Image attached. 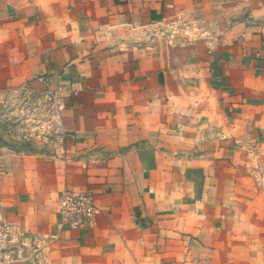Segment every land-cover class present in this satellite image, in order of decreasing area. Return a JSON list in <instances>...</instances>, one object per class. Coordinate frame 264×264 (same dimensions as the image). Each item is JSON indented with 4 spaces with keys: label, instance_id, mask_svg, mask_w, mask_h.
I'll use <instances>...</instances> for the list:
<instances>
[{
    "label": "crops",
    "instance_id": "obj_1",
    "mask_svg": "<svg viewBox=\"0 0 264 264\" xmlns=\"http://www.w3.org/2000/svg\"><path fill=\"white\" fill-rule=\"evenodd\" d=\"M49 89L0 145V264H264V0H0V94Z\"/></svg>",
    "mask_w": 264,
    "mask_h": 264
},
{
    "label": "rangeland",
    "instance_id": "obj_2",
    "mask_svg": "<svg viewBox=\"0 0 264 264\" xmlns=\"http://www.w3.org/2000/svg\"><path fill=\"white\" fill-rule=\"evenodd\" d=\"M37 96L35 105L34 99L27 93L18 91L0 94V145L28 147L36 134L37 140L48 134L46 131L53 113L52 105L44 94L42 99ZM5 228L0 218V259L3 258L2 250L14 249L19 245L18 240H13Z\"/></svg>",
    "mask_w": 264,
    "mask_h": 264
},
{
    "label": "built area",
    "instance_id": "obj_3",
    "mask_svg": "<svg viewBox=\"0 0 264 264\" xmlns=\"http://www.w3.org/2000/svg\"><path fill=\"white\" fill-rule=\"evenodd\" d=\"M57 91L46 92L52 107L59 103ZM57 204L63 224L72 229L89 226L98 213L94 195L86 189L64 187L58 194Z\"/></svg>",
    "mask_w": 264,
    "mask_h": 264
}]
</instances>
